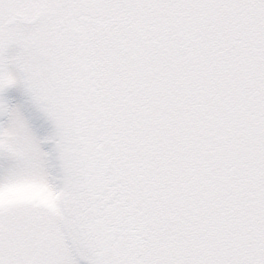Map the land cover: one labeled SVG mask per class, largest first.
Here are the masks:
<instances>
[{"label":"snow or ice","instance_id":"6c2138e0","mask_svg":"<svg viewBox=\"0 0 264 264\" xmlns=\"http://www.w3.org/2000/svg\"><path fill=\"white\" fill-rule=\"evenodd\" d=\"M0 264H264V0H0Z\"/></svg>","mask_w":264,"mask_h":264}]
</instances>
